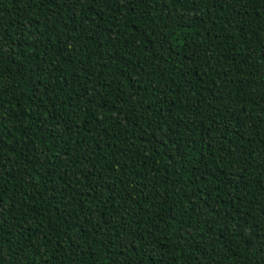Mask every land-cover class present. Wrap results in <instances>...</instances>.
Here are the masks:
<instances>
[{"label":"trees","instance_id":"obj_1","mask_svg":"<svg viewBox=\"0 0 264 264\" xmlns=\"http://www.w3.org/2000/svg\"><path fill=\"white\" fill-rule=\"evenodd\" d=\"M0 264H264V0H0Z\"/></svg>","mask_w":264,"mask_h":264}]
</instances>
